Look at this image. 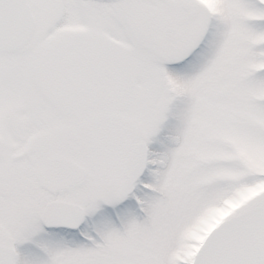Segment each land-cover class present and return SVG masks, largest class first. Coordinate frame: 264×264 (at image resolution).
<instances>
[{"label": "snow or ice", "instance_id": "snow-or-ice-1", "mask_svg": "<svg viewBox=\"0 0 264 264\" xmlns=\"http://www.w3.org/2000/svg\"><path fill=\"white\" fill-rule=\"evenodd\" d=\"M0 264H264V0H0Z\"/></svg>", "mask_w": 264, "mask_h": 264}]
</instances>
